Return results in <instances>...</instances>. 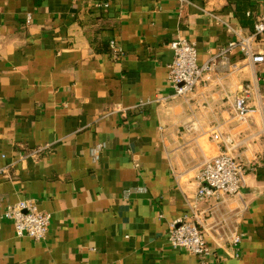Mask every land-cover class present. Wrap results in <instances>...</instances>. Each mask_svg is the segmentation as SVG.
Masks as SVG:
<instances>
[{"label":"crops","instance_id":"0c3cea01","mask_svg":"<svg viewBox=\"0 0 264 264\" xmlns=\"http://www.w3.org/2000/svg\"><path fill=\"white\" fill-rule=\"evenodd\" d=\"M260 14L264 0H0V264H200L169 244L168 224L226 150L245 184L199 216L211 234L227 213L244 235L221 247L210 235L211 264H264V63L237 47L186 96L167 82L172 41L194 42L203 64ZM26 198L50 214L41 241L1 217Z\"/></svg>","mask_w":264,"mask_h":264},{"label":"built area","instance_id":"2783aa9c","mask_svg":"<svg viewBox=\"0 0 264 264\" xmlns=\"http://www.w3.org/2000/svg\"><path fill=\"white\" fill-rule=\"evenodd\" d=\"M182 3L188 0H180ZM28 16L27 22L30 21ZM235 38L228 42L227 46L207 62L198 63L196 44L186 38H177L171 42L174 55L168 65L167 82L174 90L170 97H183L194 90L202 80L205 73L216 64L218 57H225L229 50L240 48L244 58L252 63H264V50L257 48L259 38L264 35V14L256 16L253 30L243 34L233 30ZM110 53L114 60L122 56L119 43L115 39L109 42ZM226 59V58H224ZM168 97L156 98V101L164 103ZM148 102H151L148 100ZM146 102H141L143 105ZM237 116L244 119L249 113L244 98H237L235 102ZM214 138L223 141L219 133ZM44 147L36 148L38 153ZM5 169H0V175L8 176ZM247 168L245 164L228 150L204 160L202 168L196 175L199 183L193 195L187 198L189 211L183 216L172 220L168 224L167 240L173 248L184 249L198 256L200 264H211L214 255L212 247L208 243V237L212 235L214 243L221 247L226 243L237 246L243 239V233L238 230L236 220L231 215L221 214L220 218L211 226V234L202 224L199 216L200 205L207 199H215L214 210H219V205L228 197L240 193L245 184ZM1 217L13 222L18 237H29L35 241L46 238L50 214L38 208L35 198H26L14 204H8Z\"/></svg>","mask_w":264,"mask_h":264}]
</instances>
